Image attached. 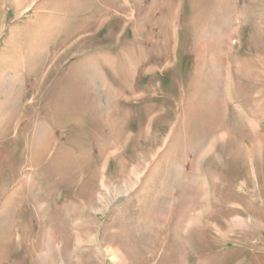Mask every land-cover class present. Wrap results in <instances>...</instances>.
<instances>
[{
	"label": "rangeland",
	"instance_id": "rangeland-1",
	"mask_svg": "<svg viewBox=\"0 0 264 264\" xmlns=\"http://www.w3.org/2000/svg\"><path fill=\"white\" fill-rule=\"evenodd\" d=\"M0 264H264V0H0Z\"/></svg>",
	"mask_w": 264,
	"mask_h": 264
},
{
	"label": "bare ground",
	"instance_id": "bare-ground-1",
	"mask_svg": "<svg viewBox=\"0 0 264 264\" xmlns=\"http://www.w3.org/2000/svg\"><path fill=\"white\" fill-rule=\"evenodd\" d=\"M129 2V1H128ZM95 12V11H94ZM105 16V15H104ZM93 18V17H92ZM96 18V17H95ZM96 21V20H95Z\"/></svg>",
	"mask_w": 264,
	"mask_h": 264
}]
</instances>
